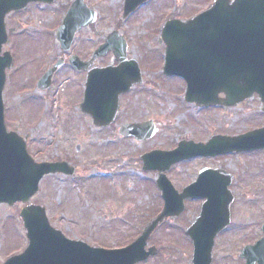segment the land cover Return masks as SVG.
Wrapping results in <instances>:
<instances>
[{
	"label": "rangeland",
	"instance_id": "374dc122",
	"mask_svg": "<svg viewBox=\"0 0 264 264\" xmlns=\"http://www.w3.org/2000/svg\"><path fill=\"white\" fill-rule=\"evenodd\" d=\"M71 1L55 0L50 8L31 5L23 13L7 16L8 50L15 52L16 61L3 92L5 120L8 129L27 142L34 160L66 161L76 169L73 177L43 179L31 203L44 207L50 225L68 239L114 249L135 240L163 207L156 173L142 172L139 156L152 150H172L184 140L205 143L216 134L237 137L264 126V113L258 98L234 109L197 110L184 101L182 81L161 72L164 47L160 29L165 20L171 16L188 21L213 0H151L125 20L126 24L119 23L123 0H83L95 11L97 21L76 35L71 53L86 60L117 29L125 34L127 55L137 61L144 79L120 97L113 126L93 129L90 118L77 107L84 74L79 76L65 65L51 90L35 89L45 71L42 67L49 68L60 57L68 59L55 45V34ZM113 61L108 54L96 64L106 66ZM151 120L159 132L150 140L137 142L118 136L122 124ZM78 144L81 147L76 153ZM202 167L219 168L234 178L229 187L235 200L230 209L231 229L216 242L214 264H239L236 258L242 247L253 241L255 226L264 221V152L196 158L174 165L166 176L180 192L196 181ZM202 204L187 202L183 215L156 230L148 246L158 248V254L147 264H190L192 246L183 231L198 216ZM19 209L0 206V263L27 245Z\"/></svg>",
	"mask_w": 264,
	"mask_h": 264
},
{
	"label": "water",
	"instance_id": "95a60500",
	"mask_svg": "<svg viewBox=\"0 0 264 264\" xmlns=\"http://www.w3.org/2000/svg\"><path fill=\"white\" fill-rule=\"evenodd\" d=\"M53 0H0V48L6 42L4 17L11 11L24 8L29 2L50 4ZM124 17L131 14L147 0H125ZM96 14L80 0L72 3L61 28L57 42L67 52L74 34L93 24ZM162 41L166 46L163 74L185 81V100L197 107L235 108L254 94L264 104V0H217L210 10L201 13L188 23L168 22ZM119 61L114 69L91 70L85 83L80 111L91 117L93 127H107L117 113L118 96L130 90L141 80L134 61L126 58V45L117 34L105 39L93 54L91 62L81 63L71 57V68L88 69L107 52ZM1 52V50H0ZM8 54L0 57V203L13 205L16 201L27 203L37 193L40 180L52 174L72 175L74 169L65 163L34 164L26 153V145L14 134H7L3 125L2 90L5 69L10 67ZM63 62H58L40 80L38 89H46L53 74ZM224 95V99L219 96ZM264 112V108H263ZM119 134L141 141L150 139L157 132L153 123L123 126ZM80 149L76 148V152ZM264 149V128L237 138L212 137L206 145L192 142L180 143L174 152H152L143 155V170L159 171L156 180L165 203L160 215L148 224L139 239L123 250L89 248L84 243L66 240L61 232L48 225L45 210L28 205L20 212L24 220L29 245L24 253L9 259L5 264H136L156 254L155 248L146 249L147 240L167 218H176L184 209L183 201L204 199L200 214L184 234L193 244L191 264H210L214 237L225 229L229 221L232 196L228 186L232 177L224 172L203 169L196 182L175 192L171 183L162 175L174 163L199 157H216L230 153ZM264 230V229H263ZM263 247V248H262ZM242 257L246 264L258 260L264 264V240L256 247H244Z\"/></svg>",
	"mask_w": 264,
	"mask_h": 264
},
{
	"label": "flooded vegetation",
	"instance_id": "af4514ba",
	"mask_svg": "<svg viewBox=\"0 0 264 264\" xmlns=\"http://www.w3.org/2000/svg\"><path fill=\"white\" fill-rule=\"evenodd\" d=\"M2 50L4 51V48H2ZM263 223H264V221L259 226H255V230L254 231H255V234L257 233V235L253 239V241L250 242V245L253 246V245L257 244L263 238V230H262ZM239 255L236 258V259H238L239 264H245L244 261L240 260ZM223 262H224V260H223ZM212 264H214V263H212Z\"/></svg>",
	"mask_w": 264,
	"mask_h": 264
}]
</instances>
